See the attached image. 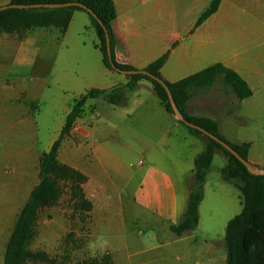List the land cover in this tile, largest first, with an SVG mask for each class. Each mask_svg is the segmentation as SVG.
<instances>
[{
  "label": "crops",
  "instance_id": "obj_1",
  "mask_svg": "<svg viewBox=\"0 0 264 264\" xmlns=\"http://www.w3.org/2000/svg\"><path fill=\"white\" fill-rule=\"evenodd\" d=\"M11 1L0 0V7ZM212 1L113 0L116 60L145 70L168 55L160 70L168 83L216 64L236 72L251 88L250 98L239 101L224 93L218 78L212 88L194 93L187 113L217 121L232 142L250 144L248 161L264 168V0H223L218 12L195 28ZM36 31L22 39L0 36V264L17 222L12 221L39 182L31 187L26 169L52 148L70 104L91 90L114 93L116 101L110 102L108 94L88 101L58 159L88 179L83 191L93 209L83 213L90 216L94 242L115 264H182L170 249L186 234L177 237L171 227L184 216L194 162L205 149L195 156L190 177L168 162L165 157L180 147L182 125L167 113L149 82L129 90L128 76L106 67L86 13L75 12L66 33L57 36L55 56L52 42H42ZM41 59L48 66L38 72ZM6 67L23 68L25 74L6 77ZM126 123L142 128L138 139L130 136ZM7 136L17 139L6 142ZM5 168L18 169L17 177L6 176ZM143 219L151 236L140 227ZM167 232L177 239L167 241ZM189 264H227V250L222 256L194 257Z\"/></svg>",
  "mask_w": 264,
  "mask_h": 264
},
{
  "label": "trees",
  "instance_id": "obj_2",
  "mask_svg": "<svg viewBox=\"0 0 264 264\" xmlns=\"http://www.w3.org/2000/svg\"><path fill=\"white\" fill-rule=\"evenodd\" d=\"M223 0H213L207 10L198 19L195 28L201 26L211 16L218 12ZM78 2L80 7L35 10V9H8L0 12V36L14 35L19 39L28 32L38 29L58 30L60 37L66 33L72 18L77 11L86 13L98 38V47L102 52L104 63L108 69L115 71L109 61L106 43V33L110 36L113 64L124 71L136 70L130 66L121 65L115 56L116 38L112 23L116 19V7L113 0H12L10 5L33 4H64ZM90 11L94 13V17ZM105 28V29H104ZM168 55L148 66L145 70L153 76L162 79L160 70L164 66ZM127 89L133 90L140 81L149 82L160 103L167 113L174 116L172 105L164 87L146 75L128 76ZM221 78L222 90L231 94L239 101L252 96L249 85L236 72L226 68L223 64H216L176 83H168L175 103L185 119L202 127L211 134L220 138L231 146L242 158L248 160L250 144L235 143L226 138L220 131L219 123L206 117L191 116L187 113L188 103L194 93L212 88L217 79ZM163 80V79H162ZM107 91L91 90L70 104L68 114L60 136L52 148L42 154L38 184L31 192L28 202L22 209L12 235L6 247L4 264H25L30 253L28 246L35 236V227L41 212L55 205L62 192V188L69 187L73 196L83 211L90 212L93 206L85 199L83 185L87 177L81 172L62 164L59 152L63 141L71 137L76 122L83 116L85 107L90 100L106 96ZM110 102L115 103V94L107 95ZM184 126L190 136L205 138V150L197 156L194 162V186L190 192L187 208L181 222L172 226L171 231L182 237L197 228L200 221L199 206L204 197V187L208 173L214 162L216 153L222 151L227 157V163L221 170V181L234 186L241 195V212L232 218L226 227L225 244L227 249V264H264V176H254L229 151L219 143L207 137L200 131ZM75 264H115L110 254L95 256Z\"/></svg>",
  "mask_w": 264,
  "mask_h": 264
},
{
  "label": "rangeland",
  "instance_id": "obj_3",
  "mask_svg": "<svg viewBox=\"0 0 264 264\" xmlns=\"http://www.w3.org/2000/svg\"><path fill=\"white\" fill-rule=\"evenodd\" d=\"M36 33L42 42H52L50 45H53L54 52L51 54L57 55L59 50V44L56 41L59 35L58 30H37ZM47 63L48 61L45 59L38 60V72L43 71L48 66ZM23 74H25L23 68L14 67L12 70H8L6 67L5 69L6 77H16ZM32 106L34 108V105ZM126 125L131 137L138 139L141 136L142 128L140 126L134 124L132 127L131 123H126ZM179 136L181 138L179 149L165 158L168 162H175V165L179 164L180 171L185 172L186 176L190 177V170L194 168L193 160L205 149L207 140L200 137L201 143L197 142L188 136V131L184 126L180 127ZM4 139L6 142H11L17 138L7 136ZM196 143L198 145L195 147ZM41 148H43L42 145ZM41 156H38L35 166L26 169L28 174L25 179L31 187L39 181ZM154 160L156 162L160 160L156 154ZM226 163V155L222 151L216 153L207 176L204 197L199 206V225L195 230L182 237L180 243L175 245L173 249H170V255L173 257L180 256L183 259L182 264L191 263V259L194 257L205 259V257L216 256V254L222 256L227 250L225 244L226 227L228 222L241 212L242 199L240 192L234 186L221 181V170ZM23 170L20 169L21 172ZM17 171L18 169L5 168V174L9 177H17ZM25 202L26 199L21 201L22 207ZM89 218L90 216L83 213L78 200L73 196L72 190L68 186H64L58 202L41 212L35 227V236L28 246L30 257L25 264H75L85 259L103 255L102 250L93 240L90 227L88 228ZM130 219L131 217H128L129 221ZM16 220L17 217L15 216L12 224ZM140 222L143 231L151 236L152 232L147 226L148 222L146 223L144 219ZM165 236L167 241L177 239L171 232L165 233ZM151 243L153 242H149L146 246L150 248V245H153ZM150 257L151 255L148 254L144 258L149 260ZM145 263L147 264V261Z\"/></svg>",
  "mask_w": 264,
  "mask_h": 264
},
{
  "label": "water",
  "instance_id": "obj_4",
  "mask_svg": "<svg viewBox=\"0 0 264 264\" xmlns=\"http://www.w3.org/2000/svg\"><path fill=\"white\" fill-rule=\"evenodd\" d=\"M72 7H80V8L86 9L82 4H80L78 2H69V3H64V4H33V5H10L9 4V5L0 7V12L8 10V9L55 10V9H64V8H72ZM90 13L94 17H96L92 11H90ZM106 43H107V52H108L110 64L112 65V68L116 72H118V73H120L122 75H125V76H134V75H139V74L140 75H146V76L154 79L158 83H160L164 87V89L166 90V92L168 94V97H169V100H170V103L172 105V109H173V112H174V116L176 117V119L179 122L185 124L187 127H191V128H194V129L200 131L201 133H203L207 137H209L212 140H214L217 143H219L222 147H224L227 151H229L233 156H235L247 168V170H248V172L250 174H252L254 176H264V168H259V167H256V166L252 165L248 160H245L244 158H242L226 142H224L220 138L216 137L215 135L211 134L210 132H208L207 130L203 129L202 127L188 122L185 119V117L183 116V114L181 113V111L178 108L177 104L175 103L173 95H172L168 85L166 84V82L164 80L153 76L151 73H149L146 70L124 71V70H121V69L117 68L113 64V61H112L111 41H110V36L108 35V33H106Z\"/></svg>",
  "mask_w": 264,
  "mask_h": 264
}]
</instances>
